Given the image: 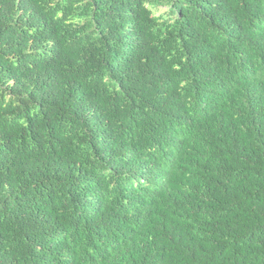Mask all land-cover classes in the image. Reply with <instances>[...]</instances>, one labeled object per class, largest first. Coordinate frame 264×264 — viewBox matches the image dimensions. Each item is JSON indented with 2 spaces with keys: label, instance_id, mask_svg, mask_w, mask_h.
Segmentation results:
<instances>
[{
  "label": "trees",
  "instance_id": "trees-1",
  "mask_svg": "<svg viewBox=\"0 0 264 264\" xmlns=\"http://www.w3.org/2000/svg\"><path fill=\"white\" fill-rule=\"evenodd\" d=\"M0 264H264V0H0Z\"/></svg>",
  "mask_w": 264,
  "mask_h": 264
}]
</instances>
